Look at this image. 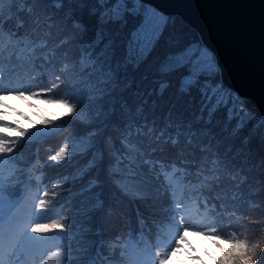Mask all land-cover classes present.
<instances>
[{
	"label": "trees",
	"instance_id": "1",
	"mask_svg": "<svg viewBox=\"0 0 264 264\" xmlns=\"http://www.w3.org/2000/svg\"><path fill=\"white\" fill-rule=\"evenodd\" d=\"M4 6V14H7L4 25L6 31L16 30L17 21L23 19L24 27L16 30L17 38L26 37L33 43L37 40L47 41L44 48H40L39 45L33 47L35 54L40 53L33 61V66L40 71L36 77L40 85L37 93L44 94L37 98L38 101H29V105L54 99L75 101L80 108L85 106L91 117V123L85 126L83 120L79 121L76 117L69 116L63 124V129L51 134L42 132L34 125L25 126L21 123L23 128L28 130L25 137L29 140H17V143L13 144L15 151L10 154L11 160L17 166L12 175L19 179L14 182V187L7 188L8 191L20 193L26 180L28 182L30 180L35 185L36 173H42L44 180L48 179L49 194L47 190L46 203H51L52 199L65 200L63 209L65 215L61 221L57 222L65 224L75 233L74 236L66 237L61 245L64 251L69 247L73 249L72 255L77 258L73 264H85L86 260L96 253L98 247L108 252L107 248H110L108 242L111 239L118 242L133 239L140 229L141 223L138 216L147 219L148 224L144 225L149 234L153 232L154 223L162 225L170 216V208L167 207L170 197L164 174L159 179L150 175L146 188L133 186L128 190L118 187L117 177L109 175L110 166L114 165L116 154L128 151L121 143V132L129 118L122 109V103L125 101L134 113L136 106L147 100L148 102L143 105L144 116L149 125L155 122L157 130L164 127L166 117L174 125L173 128L168 129L170 132H175L177 124H192L197 130V136L192 145L185 144V137L181 135L180 144L177 147L163 145L161 142L164 151L153 153V157L162 162L176 161L186 167L188 175L201 181L199 190L203 198L213 204L211 211L214 213L217 224L216 233L219 236V243L242 236L249 239L259 238L261 243V237L264 235V124H261L259 128L255 125L264 120V116L258 112L251 100L239 97L223 83V88L233 93L236 103L233 105L230 102L227 106L218 108L212 114L210 123H205L203 119L199 122L196 120L197 116L201 115L200 110L203 105L198 93L193 92L191 99L187 96L177 99V76L167 77L172 81V87L168 88L163 96H157L155 92L158 87V64L177 48H182L192 40H200L196 30L179 16L168 14L176 19L177 23L169 26L165 37L167 38L171 33L177 38L178 43L169 44L162 40L139 69L133 71L129 66L127 72L122 75L132 80V86L123 92L117 89L113 93L116 98L115 111L111 113L107 111L112 106V102L109 100L108 103L105 100L104 113L98 119H94L96 105L89 99L88 79L81 78L79 65L74 64V57L79 56V49L76 47L78 41L71 40L69 44L56 48L54 55L49 54V49L53 45L60 44V41L66 37H70L74 31L73 21L83 19L88 24L96 23L95 18L88 15L89 9L97 6L96 0H63L61 8H56L53 0H35V2L29 0L28 6L32 8V13H20L18 16L14 15L12 19H8V5ZM137 23L138 20L129 16L127 27L108 26L105 38L115 41L114 47L118 59L123 58L124 44ZM46 24H51L52 27L49 29ZM65 52L68 53L67 56L64 55ZM53 85L58 87L53 88ZM47 89L52 91L47 92ZM150 91L151 95H149ZM239 101L245 103L241 105ZM21 109L24 110L23 115L27 118L28 107ZM249 112L255 114V119L249 120L246 127L236 131L241 117ZM18 113H22L21 110ZM168 113H171L170 117ZM203 116L208 117L207 110L204 111ZM90 129L97 131V135L93 138V151L102 153L103 158L82 179H69L87 164L92 152L84 156L77 155L58 164L51 162L48 158L57 153L59 145H64L73 138L85 136ZM202 129L206 130L207 134L201 132ZM42 135L45 139L39 140ZM30 138L33 140L30 141ZM141 139L144 140L143 144L133 139V143L141 150L147 151L153 146L146 137ZM206 144H210L211 152L200 151V146ZM217 158L218 162L213 164L212 160ZM198 163L202 166L199 167ZM29 165H31V171L27 169ZM111 170L113 173L116 172L114 167ZM121 170H123L122 166ZM159 170L157 168V171ZM145 171L147 172V168ZM202 174H206L204 179L201 178ZM92 178L99 182L98 186L82 196L77 195ZM97 196L103 201V207L85 213L83 209L94 204ZM84 229H90V231H84ZM157 233L155 232L151 237L153 240ZM77 248H86L87 251L81 254L76 251ZM119 250L120 246H116L111 254L117 256ZM209 250L210 248L206 245L204 251ZM217 256L221 258L220 255L217 254ZM205 264H213V260ZM257 264H264V252L260 254Z\"/></svg>",
	"mask_w": 264,
	"mask_h": 264
},
{
	"label": "snow or ice",
	"instance_id": "2",
	"mask_svg": "<svg viewBox=\"0 0 264 264\" xmlns=\"http://www.w3.org/2000/svg\"><path fill=\"white\" fill-rule=\"evenodd\" d=\"M35 2V0H33ZM9 5L8 19H12L13 16H18L20 13L27 12L32 13V8L29 5V0H0V37L3 36L5 31V14L3 6ZM53 4L56 8L63 6V0H53ZM95 7L89 9L88 15L94 17L95 24H88L83 19L73 21L72 28L73 33L70 37L60 41V44L53 45L49 49V54L54 55L55 49L61 47L64 44H69L71 40H77L76 47L79 49V56L74 57V64L79 65V72L81 78L87 77L89 87V99L96 105L95 117L99 118L104 113V101L109 99L112 102V106L107 110L109 113L115 111L114 103L115 96L113 95L117 89L123 92L125 89L132 86V80L127 79L122 73H126L129 66L135 71L144 64L149 56L156 50L162 40L166 43L173 44L178 43L176 37L171 33L165 37V32L169 26H174L177 21L172 16L163 13L155 6L147 4L145 0H96ZM138 20V23L134 26L133 30L129 33V38L124 44L123 58H117V52L114 47L115 41L106 39V31L109 25H120L127 27L128 17ZM38 23V21H37ZM24 27V20L19 19L16 24V30ZM47 28H51V24H46ZM16 30L9 29V35L12 38H16ZM47 41L39 45L40 48H44ZM68 55L67 52L64 53ZM159 74L157 79L158 87L155 90L157 96H163L164 92L168 88L172 87V81L167 77L177 76L176 81V95L177 99L187 96L192 98L193 92L200 95L203 105L201 107V115L197 116L196 120H204L205 123L211 122V117L214 112L220 107L227 106L230 102L235 105L236 101L233 98V93L226 90L222 86V67L216 57V54L208 48L202 40L195 39L184 45L182 48H177L175 52L169 53L164 59L160 61L157 67ZM146 78V77H145ZM59 79V76H57ZM58 85H53V88ZM47 92H51L52 89H47ZM44 93H32V96L39 97ZM152 92H149L151 95ZM10 95V94H9ZM9 95L0 96V120L8 121L9 115L15 113V109L9 110V105L6 104V100ZM17 97L24 100L25 103L31 98L26 96L24 92H17ZM51 104H58L66 109V115L72 116L77 112V107L74 104H69L67 100H46L43 101ZM148 101H143L142 104L137 105L135 111L127 105V102L122 103V109L128 115V121L124 125V130L121 132V143L128 149L125 153L118 152L116 154V160L114 165L110 166L109 175H115L117 177V186L122 190H128L133 186H142L146 188L149 176H155L159 179L165 171L164 162L156 160L153 157L155 152H163L164 148L161 146L169 145L171 147H177L180 144V136L185 137V144L192 145L194 139L197 136V130L193 128L191 123L187 125L177 124L175 125V132H170L168 129L174 127L173 122L166 117V122L163 128L157 130L155 122L153 121L149 125L148 120L144 116V107ZM243 105L244 101H239ZM155 106V101H153ZM29 107L35 108L34 105ZM207 110L208 117L203 116L204 111ZM23 115V113H21ZM171 116V113H168ZM26 118V117H25ZM231 118V110H230ZM63 119V116L60 117ZM255 119V114L252 112L245 113L238 122L236 131L240 128L246 127L249 120ZM36 123V122H32ZM50 120L41 115L39 118V124L47 126ZM83 123L85 126L91 123V117L85 115L83 117ZM12 124L16 127H11L10 124H0V132L5 135L0 136V156H8L13 153L15 149L10 145L16 144L17 140L12 137L23 139L26 135L27 129H24L19 121L13 120ZM261 124H264V120L259 121L255 127L259 128ZM204 134H207L206 130H200ZM97 135L95 129H90L89 133L83 136L78 143H73L72 156H69V145L64 144L62 148L55 154L51 155L48 159L53 163H61L73 157L80 155H88L92 152V156L88 160L87 164L77 170L74 175L69 177L72 180H80L86 175L92 168L97 166V162L103 158V154L93 151L94 143L93 138ZM146 137L149 142L152 143V147L147 151L141 150L133 143V139L139 144H143ZM247 139V138H246ZM201 152H211L210 144L201 145ZM214 155H216L214 153ZM218 162L217 159H213L212 163ZM121 166L122 169L121 170ZM11 167H14L12 165ZM116 169V172H112V168ZM172 167H175L173 163ZM147 168V172L145 171ZM157 168L160 170L157 171ZM123 179H119V177ZM18 177L12 175L5 178L0 175V216H4V208L7 205L9 210L19 203V200L13 197V193L8 192V187H14V182L18 181ZM98 181L95 178L90 179L87 185L80 189L77 195H83L85 192H91L93 188L98 186ZM55 186V185H54ZM46 195V193H45ZM55 196V193H54ZM103 207V201L97 196L94 204L88 205L83 209L85 213L100 209ZM180 205L177 204L176 208ZM37 212L45 210V201L39 200L36 206ZM49 230H59L61 232H68L69 228L57 221H52L48 224L33 223L30 226L32 233L43 234ZM84 231H90V229H84ZM188 228L185 226V219L181 215L179 217L178 226V239L175 240V246L168 252L155 253V264H168L170 258L175 253L181 251V244L185 242V235ZM217 229L212 227L209 230L208 238L218 248L219 252L224 256V259L213 256L209 253V257L213 260V264H257V260L260 254L264 252V243H249L247 240L242 239H228L223 241L229 247L224 248L220 246L219 236L215 235ZM202 235V233H197ZM235 236V233H233ZM26 241L35 240V237H29L27 232L24 233ZM6 243L11 250L10 254H14L18 251H27L26 245H20L19 240L14 235V227L10 226L9 231L0 236V244ZM192 251L194 248L190 245ZM77 252L84 254L86 248H77ZM73 249L69 247L65 253L57 251L54 255L57 258H63L64 264H73V261L77 258L72 255ZM190 259L196 261V264H205L199 256H190ZM0 264H3L0 261ZM103 264V260H101ZM181 264L183 262L181 261Z\"/></svg>",
	"mask_w": 264,
	"mask_h": 264
},
{
	"label": "rangeland",
	"instance_id": "3",
	"mask_svg": "<svg viewBox=\"0 0 264 264\" xmlns=\"http://www.w3.org/2000/svg\"><path fill=\"white\" fill-rule=\"evenodd\" d=\"M5 7V6H3ZM9 7V5L7 6ZM71 8V7H70ZM9 14V13H8ZM7 15V14H5ZM16 39V38H15ZM15 40L10 37V35L4 31L3 36L0 37V59L3 57V61L0 62V73L2 71V74H0V84L8 80L10 83L7 87L1 88L0 87V96L9 95V98L6 100V104L9 105V110L15 109L16 112L9 115V119L7 122L0 120V124H10L11 127H16L15 124H12L13 120L19 121V123H23L25 126L34 125L38 127L42 132L44 133H53L54 131L62 130L65 124V121L68 120L69 116L66 115V109L58 104H51L46 103L43 101H39L36 103L35 108L29 107V101L34 100L38 101L37 97L32 96V93H35L36 86L33 84L32 81H25V77H22L21 74H26L27 69H30V63L33 60L34 57V50L32 49L36 45H40L43 43L42 40H37L36 43L31 44L30 41L26 40L20 45L14 44ZM12 56L10 61L15 63L14 66V72H12L9 76H3V69H4V57L7 55ZM39 56L40 53H37ZM18 72V73H16ZM6 72H4L5 74ZM34 77L36 74L35 72L31 73ZM26 82V84H24ZM89 87V83H88ZM17 92H24L26 96H30L31 98L28 100L27 103H25L24 100L17 97ZM63 100V99H61ZM109 103V99H106ZM69 104H74L77 107V112L72 115L79 119V121L83 120V117L85 115H88V110L85 106L79 107L75 101L69 102ZM22 106H27L29 111V116L24 119V115H21V113H17L18 110L22 108ZM22 113H25L22 111ZM46 116L50 123L47 126H43L39 124V118L40 116ZM63 116V119H60V117ZM67 118V119H66ZM94 119H98L94 117ZM32 122H36L35 124ZM22 125V124H21ZM5 135V133L0 132V136ZM83 137V136H82ZM73 138L72 140H68L65 142V144L69 145V155L72 156L73 152V143L77 142L82 138ZM12 139L19 140L20 138L12 137ZM64 146V145H63ZM62 146V147H63ZM10 147H13V145H10ZM61 147V148H62ZM60 150V149H59ZM58 150V151H59ZM57 151V152H58ZM10 157V154L8 156H0V175H5L3 173H6L7 170V161L6 158ZM199 158H201L199 156ZM198 166L201 167V163H198ZM177 166L175 165L174 168H171L170 172L166 173L167 178L171 179L172 175L174 173V170ZM183 169V168H182ZM3 172V173H2ZM176 186L179 185L178 179L175 180ZM199 185L198 182L192 184L191 186L187 187V183L183 185V189L180 191L175 188L171 194V197L173 195V204H179L180 207L177 208L176 217H180L181 215L185 219V226L188 228V231L186 233H183L185 235V242H182L181 244V251L178 253H175L171 256L168 264H181V261L183 264H196V261L193 259H190V256H199L202 260H204L205 263H210V260L212 259L209 257V253H211L213 256L218 257L220 255L221 259H224V256L219 252L218 248L211 242V240L208 238L209 230L212 227H216V224L211 220V222H208L209 218L205 217L206 211H203L204 209H197L194 206V203L198 201L197 195H192L191 192L195 191L194 189ZM39 194L37 197H28V193L26 195V198L24 200L34 199L35 205L31 207V211H33L36 206L39 203L40 198V192H43V186L40 185L39 188ZM27 206V205H26ZM26 206L24 207V210L26 209ZM48 206H45V209ZM7 208V205L4 209ZM36 210V209H35ZM54 211V210H53ZM53 211H41L37 212L38 216L35 218H32L33 216L31 214L27 215V221H28V227L25 232H27V235L29 237H35V240L32 241H26L24 237V233H22V238L18 239L20 245H26L27 251H18L14 253L12 256L7 258L4 262V264H26L27 257L24 254L29 253L30 255H33L34 257L29 258V261L27 264H63V258H57L54 253L59 251L58 250V243L56 241H53L50 243V245H47L51 240L46 238L44 241L40 240L38 237L42 234L32 233L30 231V226L33 223H40V224H48L52 221H61V219H57L58 213H55ZM31 223V224H30ZM174 225V226H172ZM178 226H179V220L177 224H171L168 228L164 230L166 234V240L163 239V236H158L157 241L161 246L164 247L163 252H168L172 247L175 246V240L178 239ZM197 233H202V235H198ZM217 235V233H215ZM118 238V237H117ZM238 239L247 240L250 244L251 243H259L258 239H249L245 238V236H242ZM226 241V240H224ZM264 242V235L261 237V243ZM108 244L113 247L117 244L115 240H109ZM190 245L192 248L195 249V251H192L190 248ZM208 246L210 248L209 251H204L205 246ZM220 246L224 248H228L229 246L226 243L220 242ZM61 252V251H60ZM62 253V252H61ZM63 254V253H62ZM143 255L142 249L139 250L136 254L137 259L128 263H123L116 261L113 264H150L146 262L147 258L146 255ZM222 255V256H221ZM47 259H49L48 263H46ZM208 259V260H207ZM155 264V262L153 263Z\"/></svg>",
	"mask_w": 264,
	"mask_h": 264
},
{
	"label": "water",
	"instance_id": "4",
	"mask_svg": "<svg viewBox=\"0 0 264 264\" xmlns=\"http://www.w3.org/2000/svg\"><path fill=\"white\" fill-rule=\"evenodd\" d=\"M177 15L212 50L222 83L264 116V0H145Z\"/></svg>",
	"mask_w": 264,
	"mask_h": 264
},
{
	"label": "bare ground",
	"instance_id": "5",
	"mask_svg": "<svg viewBox=\"0 0 264 264\" xmlns=\"http://www.w3.org/2000/svg\"><path fill=\"white\" fill-rule=\"evenodd\" d=\"M11 58H12L11 54L4 57L3 76L11 75L13 70H14L15 63L13 64V62L10 61ZM2 61H3V57H2V59H0V62H2ZM4 72H6V73L4 74ZM0 74H2V71ZM9 83L10 82L8 80H5L0 84V87L3 89L5 87H7L9 85ZM31 140H33V138H30V141ZM28 188H29V183L26 180L22 189H28ZM37 196H38V194H36L35 197H37ZM46 197H47V195H45V194L40 195V199H43L44 201L46 200ZM45 205H47L48 208H50L51 210L56 211L58 214H61L62 212H64L63 209L65 207V204H64L63 199H58V201H55V199H52L51 203H46V201H45ZM125 254H126V251L124 249H120L118 251V256H120V257L124 256ZM48 261H49V259H47L46 263H48Z\"/></svg>",
	"mask_w": 264,
	"mask_h": 264
}]
</instances>
